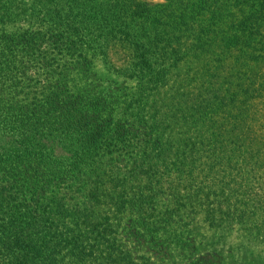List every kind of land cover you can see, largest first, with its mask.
I'll use <instances>...</instances> for the list:
<instances>
[{"label":"trees","instance_id":"16d2710c","mask_svg":"<svg viewBox=\"0 0 264 264\" xmlns=\"http://www.w3.org/2000/svg\"><path fill=\"white\" fill-rule=\"evenodd\" d=\"M163 1L0 0V264H221L239 231L264 264V0ZM111 43L130 94L92 75Z\"/></svg>","mask_w":264,"mask_h":264},{"label":"rangeland","instance_id":"374dc122","mask_svg":"<svg viewBox=\"0 0 264 264\" xmlns=\"http://www.w3.org/2000/svg\"><path fill=\"white\" fill-rule=\"evenodd\" d=\"M150 4H162L163 0H145ZM110 46V47H109ZM107 47V48H106ZM117 52V53H114ZM92 56V64L94 65L92 75L95 79L101 80L104 88L110 89L111 95H119L132 93L135 84L132 80H126L121 75L117 74L115 70L122 68L124 60L120 56L119 47H114L111 44L103 45L100 48L91 49L88 51ZM110 63L114 67V72L107 70L106 63ZM121 72V71H119ZM256 110L254 111V123L252 126L253 132L256 134V146H261L263 153L257 154V157L261 156L258 160V164L253 168V185L251 186L250 193L253 197L252 209H251V220L255 226V232L258 233L259 237H264V98L263 101L258 100L256 102ZM13 208L12 206H10ZM14 209V208H13ZM21 211V210H18ZM258 237V238H259ZM247 235L243 231L239 233H232L230 237L223 240L222 244L225 246L222 256L224 260L221 264H252L251 254L254 249H248V253H244V250L249 247L246 241ZM126 239V245L130 244ZM260 241V240H258ZM195 245L199 251L198 254L193 255L191 262L195 263L201 259V256L207 254V248L204 243L195 241ZM257 245H260L259 243ZM252 252H251V251ZM174 252H165L162 250L155 249L154 258L159 264H184L179 263L178 259L175 258ZM227 254L229 257H227ZM165 255V256H163ZM245 261V262H244Z\"/></svg>","mask_w":264,"mask_h":264}]
</instances>
